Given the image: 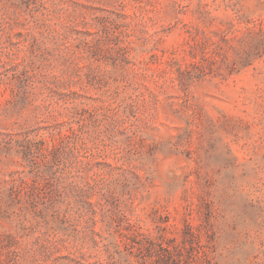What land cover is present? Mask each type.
<instances>
[{"label": "rangeland", "instance_id": "374dc122", "mask_svg": "<svg viewBox=\"0 0 264 264\" xmlns=\"http://www.w3.org/2000/svg\"><path fill=\"white\" fill-rule=\"evenodd\" d=\"M0 264H264V0H0Z\"/></svg>", "mask_w": 264, "mask_h": 264}]
</instances>
